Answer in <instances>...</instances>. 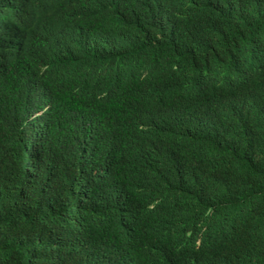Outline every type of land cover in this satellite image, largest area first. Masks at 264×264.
Segmentation results:
<instances>
[{"label": "trees", "instance_id": "1", "mask_svg": "<svg viewBox=\"0 0 264 264\" xmlns=\"http://www.w3.org/2000/svg\"><path fill=\"white\" fill-rule=\"evenodd\" d=\"M0 264H264V0H0Z\"/></svg>", "mask_w": 264, "mask_h": 264}]
</instances>
